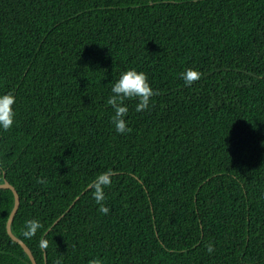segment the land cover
<instances>
[{
  "label": "trees",
  "instance_id": "16d2710c",
  "mask_svg": "<svg viewBox=\"0 0 264 264\" xmlns=\"http://www.w3.org/2000/svg\"><path fill=\"white\" fill-rule=\"evenodd\" d=\"M131 68L155 95L121 134L106 101ZM9 92L0 184L36 264H264V0H0ZM13 206L0 189V264H31Z\"/></svg>",
  "mask_w": 264,
  "mask_h": 264
},
{
  "label": "clouds",
  "instance_id": "9594fccd",
  "mask_svg": "<svg viewBox=\"0 0 264 264\" xmlns=\"http://www.w3.org/2000/svg\"><path fill=\"white\" fill-rule=\"evenodd\" d=\"M200 76L201 73L194 69H188L182 73V78L187 85H191ZM154 95L155 91L151 87L146 73L138 71L135 68L124 71L119 79L112 84L110 95L106 101L114 109L112 122L115 125L116 131L121 134L131 131L125 119L129 111L128 105L125 103L126 100L136 98L139 101L136 104V111L140 112L149 108L150 98ZM15 102L16 97L11 92L0 94V129L10 130L13 127L16 120ZM112 175V170L108 169L99 174L88 185L89 189L93 190L92 194L96 203L99 205V211L104 214L110 211L109 207L103 201L106 199L104 188L111 184ZM42 227L43 225L39 220H28L25 223L23 235L31 238ZM47 244V240L40 241V247L42 248H46ZM208 251H212L211 246H209ZM57 264H60V262L57 261ZM89 264H103V261L100 258H93L89 261Z\"/></svg>",
  "mask_w": 264,
  "mask_h": 264
},
{
  "label": "water",
  "instance_id": "95a60500",
  "mask_svg": "<svg viewBox=\"0 0 264 264\" xmlns=\"http://www.w3.org/2000/svg\"><path fill=\"white\" fill-rule=\"evenodd\" d=\"M0 189H7V190H10L13 194V197H14V206H13V209L9 215V218L7 220V224H6V232L8 234V236L14 241L16 242L17 244H19L18 246L20 248H22V250L27 254L31 264H36L33 256H32V253L30 252L29 248H27L25 246V244L19 239L17 238L16 236L13 235L12 231H11V224H12V221L14 219V216L17 212V209H18V206H19V197H18V194L17 192L15 191V189L13 188V186H11L7 181H5L4 183L0 184Z\"/></svg>",
  "mask_w": 264,
  "mask_h": 264
}]
</instances>
